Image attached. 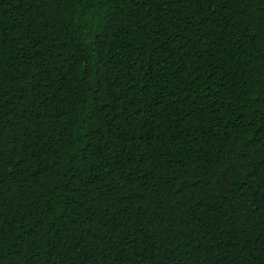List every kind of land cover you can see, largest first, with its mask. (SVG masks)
<instances>
[{
  "label": "trees",
  "instance_id": "1",
  "mask_svg": "<svg viewBox=\"0 0 264 264\" xmlns=\"http://www.w3.org/2000/svg\"><path fill=\"white\" fill-rule=\"evenodd\" d=\"M0 264H264V0H0Z\"/></svg>",
  "mask_w": 264,
  "mask_h": 264
}]
</instances>
